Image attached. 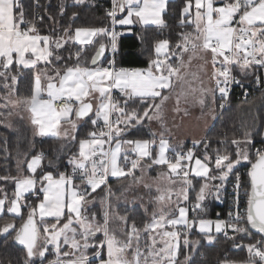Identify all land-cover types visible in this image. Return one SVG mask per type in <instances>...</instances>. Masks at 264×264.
Here are the masks:
<instances>
[{
	"label": "snow or ice",
	"instance_id": "1",
	"mask_svg": "<svg viewBox=\"0 0 264 264\" xmlns=\"http://www.w3.org/2000/svg\"><path fill=\"white\" fill-rule=\"evenodd\" d=\"M82 2L75 0L77 4ZM166 8L167 0H112L111 9L105 13L111 21V28L76 27L73 32L68 27L63 29L62 36L51 38L37 34L35 22L25 20L20 0H0V68L3 69L0 71V80L3 81L0 86L10 94L15 91L19 77L9 75L13 66L33 69L40 63L64 59L58 53L69 40L84 46L93 44L94 37L108 36L115 53L117 39L121 35L115 30L117 25L128 26L138 21L142 25L163 26L162 13ZM124 12L127 14L118 18V13ZM63 14L64 6L61 5L60 15ZM76 15L73 13V18ZM179 24L195 25V35L191 32L181 33L171 54H168L170 41H158L155 45L157 59H150L146 69H117L115 59L109 61L108 66H97L98 58L106 51V45L101 43L92 57L91 67L77 62L63 69H55L54 73L41 69L31 80L30 96L10 101L13 105H23L25 111L30 113L35 135L40 137H59L63 134L74 141L80 126L78 122L86 124L90 121L94 127L103 122L99 131L88 132L87 138L79 140L78 154H73L68 160L72 167L71 175L61 172L58 178H54L51 172H46L39 177L40 187L37 189L36 174L44 159L43 153H38L26 162L27 172L31 175H24L22 169H18L21 174L16 177H0L5 183L11 181L15 185L11 197L6 189L0 188V193H3L0 196V215L8 214L22 219L19 226L5 223L0 228V236H10L22 246L25 254L23 264H36L37 258L43 264L49 252H54L55 264H193V256L202 242L201 239L190 238L194 230L208 244H213L217 239L216 234L222 233L226 239L233 241L234 248L247 249L246 260L229 261L225 256L220 264H264V149L256 150L255 162H252L249 152L251 132L246 131L244 139L231 140V145L235 146L234 159L227 148L223 153L217 150L211 169L213 157L207 151L202 158L194 157L192 149L187 153L177 152L173 162L167 153L174 149L164 138L163 131L159 134L158 144L155 132L150 133L152 139H122L130 129L143 126L145 121L149 124L157 121L167 131L163 109L172 98L176 84L184 79L182 69L188 66L183 60L186 53L191 52L189 63L193 56L199 54H203L201 58L211 56V79L215 82V88H200L195 103L202 109L206 106L207 94H213L214 103L217 89L221 97L226 98L229 86L241 83L232 75L234 66H239L245 75L247 70L264 68V0H224L222 6H215V0H185ZM82 51L83 47L74 53L69 51L67 59L71 60L74 56L79 61ZM161 55H165L164 60L158 58ZM173 56L176 64L171 62ZM113 89L119 90L128 100H139L143 112L128 111L127 100L121 106L113 98ZM180 95L177 96V104ZM92 100H97V103L94 105ZM93 112L94 119L90 116ZM11 115L9 113L4 117L8 127H11ZM0 116L3 114L0 113ZM199 143L194 142L193 148ZM105 145H108L107 149ZM242 160L251 164L247 173L250 188L245 192L246 209L240 210L241 183L240 175L236 173V211H230L227 219H220L219 213L215 221L200 218L206 211L203 202L210 195L219 199L223 187L222 184L209 185L207 180L227 181ZM49 165L52 166L53 161L50 160ZM153 166H167L168 172H160L158 177L167 176L173 185L179 184L180 187L153 198L154 203H171L174 194L176 208L169 207L165 211L161 207L152 212L150 222L145 223L142 229L151 240L145 252L140 246L141 230L137 229L135 223L125 233L126 239L117 237L116 230L110 228V221L114 218L127 224V216L116 217L106 209L101 223L96 220L95 214L91 218L85 214V206L90 203L91 194L107 184L109 176L116 179L131 176L133 184H139ZM138 169L141 177L134 175ZM213 170L219 176L211 175ZM190 175L206 179L196 193L192 211L197 215L192 219H189V208L180 206L181 202L187 204L190 200L189 189L194 187ZM77 179L81 183L77 184ZM144 187L150 189L151 185L145 184ZM157 192H160L159 188ZM108 193L111 194L110 188ZM25 194L35 195L39 202L29 204ZM135 199L142 200V197ZM24 207L29 209L26 217L22 214ZM108 207L114 206L109 204ZM46 218L56 222L47 223ZM252 229L259 234V239L254 243H234L237 234H250ZM229 230L232 236L228 235ZM97 233H102L103 239H99ZM90 239L98 240V243H90ZM158 244L162 246L158 247ZM62 245H67L70 250L62 251ZM89 248L95 249L91 255L88 254ZM130 251L131 258L128 255ZM181 255L183 261L179 259Z\"/></svg>",
	"mask_w": 264,
	"mask_h": 264
},
{
	"label": "trees",
	"instance_id": "2",
	"mask_svg": "<svg viewBox=\"0 0 264 264\" xmlns=\"http://www.w3.org/2000/svg\"><path fill=\"white\" fill-rule=\"evenodd\" d=\"M184 2L185 0H168L167 8L162 15L164 20L163 26H143L135 24L121 33L117 39V49L114 53L115 65L135 68L147 67L149 60L155 57L154 49L156 43L164 39L170 41L169 51L172 53L177 41L180 40V34L193 31L192 25L186 24L181 26L179 24L180 11L184 6ZM20 3L25 12V20L30 22L34 21L37 33L49 35L51 38L62 36L64 34L63 29L68 27H71L73 30L76 27L111 28V21L105 16V13L107 10L111 9L112 0H83V2L79 4L75 3V0H38V4H35L34 0H20ZM61 5L64 6L63 15H60ZM35 10H39L40 12L38 18L34 17ZM73 13L77 14L74 18ZM49 17H54V19H50ZM101 43L106 45V51L97 65H103L109 56L108 49L111 47L110 38L108 36L95 37L93 44L84 46H80L69 40L64 49L58 53L62 55L64 59L59 61L53 59L51 63H47V66L53 69H63L66 65L72 66L78 62L82 66L91 67V57ZM81 47H83V51L79 61H77L74 56L71 60L67 59L69 51L74 53L81 50ZM12 69L14 74L19 77V83L15 89L16 96H30V83L34 77L33 69L21 67H14ZM121 101H123V99ZM127 110L143 112L139 100H127ZM0 113L5 115L7 112L6 110H0ZM79 125L75 133L76 139L73 141L71 138L64 139L60 137H40L38 135H31L29 128L25 127L23 124L10 129L4 126L2 118L0 117V177H16L20 175L18 169H22V171L25 172V163L27 160L38 153H43L44 159L41 167L37 170V177L44 175L46 172H51L54 177H58L61 172L70 175L72 173V167L68 164V160L73 154H78L79 140L87 138L88 132L96 131L97 129L90 121L86 124L81 122ZM246 131L252 133L250 137L252 143L249 149L253 162L255 160V155L251 153V151L257 144V140L263 136L262 133L264 132V92L245 101L240 100L234 94L231 96L225 108H218L215 119L208 128L206 138L197 150V155L203 157L205 151H207V153L213 157L211 168L214 166V157L217 154V150L223 153L227 148L228 151L233 153L234 159L235 146L231 145L230 142L233 138L237 139L241 136L243 137ZM150 133L149 124L145 121L143 126L130 129L128 134L122 137V139H152ZM225 141L228 143H223ZM5 147L7 149L6 151ZM50 160L53 161L52 166L49 165ZM249 165L250 163L247 161L245 164L236 166L234 171L244 170V168H247ZM217 173L218 172L213 170L211 175H216ZM247 173L248 172L244 173V180L249 188V177ZM231 175L232 173L230 176ZM123 179L127 181V178ZM190 179H192L194 187H190L191 197L188 206L189 211L192 210V206L195 203L196 193L200 185L205 181L202 178H193L192 176H190ZM117 180L108 181V185L100 187L91 194L89 199L94 198L96 201L87 210L85 209V214L89 216V218H91L93 214H95L97 219L102 218L97 202L105 196L106 190ZM216 183L221 184L222 181L216 180ZM0 188L6 189L8 195L11 197L14 190V183L11 181L5 183L0 180ZM0 196H3V193H0ZM26 197L29 204H36L38 201L35 195L28 194ZM219 200H225L222 191ZM203 203L206 211L201 214L200 218L217 219V213L220 214L219 217L224 215V209L218 208V200L214 197L207 198ZM123 209L125 210H122V213L127 210L129 211L126 215L128 217L127 225L131 227L132 224L135 223L137 229L142 232L144 224L148 221L146 216L147 209L143 210L139 205L132 206L131 208L125 207ZM28 210L27 207L22 208L24 217H26ZM90 210L91 212H88ZM93 210H95V212ZM193 214L194 217L197 215L195 212H193ZM36 219L39 221L37 216ZM64 219H66V217ZM9 222L19 226L22 223V219L8 214L0 215V228H2L5 223ZM45 222L55 223L56 221L53 219H46ZM42 230L43 226L41 225V232ZM12 235H14V233H12ZM216 235L217 239L215 242L213 244H208L197 231H193L190 238L201 239L202 241L199 250L193 256V264H220V262L225 259V256H227L229 261L246 260L248 255L246 248H234L232 240H228L225 236L219 234ZM237 235L238 238L234 241L235 244L254 243L259 239V234L253 230L250 231V234ZM97 237L102 239V233H97ZM90 242L98 243V240L91 239ZM66 246L67 245H62V251ZM94 251V248H89L88 254L91 255ZM24 255L23 248L17 247L10 236H0V262H2V264H23ZM55 258L54 252H49L46 254L43 264ZM179 259L183 260V255H181ZM36 264H41L39 258L36 259Z\"/></svg>",
	"mask_w": 264,
	"mask_h": 264
},
{
	"label": "rangeland",
	"instance_id": "3",
	"mask_svg": "<svg viewBox=\"0 0 264 264\" xmlns=\"http://www.w3.org/2000/svg\"><path fill=\"white\" fill-rule=\"evenodd\" d=\"M185 55L187 56V58L183 57V60H184V63L187 64L188 66L186 68L182 69V75L184 76V80H186V81L183 83V85L180 84V87H179V85H177L178 89L180 90V94L184 93V95L179 94L180 95L179 104L182 103L181 104L182 107L179 108L178 110H175L174 112L176 114L183 115V113L186 112L185 111L186 108H188V107H194L195 108L196 107L197 111L200 114H202L203 112H205L207 106L212 104L213 94L209 93L206 95V97H205L206 106L203 107V109H202L198 103H195V100L200 95V88L201 87L206 88V89L215 88V86L213 87V86L208 85V79H207V75H206L207 71L205 70V66H206L205 60L207 61V58L206 57L201 58V56L203 54H199L197 56H193L191 62L189 63V56L191 55V52L186 53ZM175 62L177 63L176 59H175ZM192 89H195L196 91L193 92ZM185 99L187 100V102H185ZM172 102L175 103V105H179V104H177V97L176 96L173 97ZM207 131H208V129L203 131L204 133L202 132L200 134L201 136L199 135L201 137V138L199 137L201 140L206 138ZM195 133H199V132L198 131L194 132L193 135ZM237 139H244V136L243 137L241 136ZM195 140H197V139H195ZM183 147H184V145H183ZM249 152H250V149H249ZM251 153H253V150L251 151ZM195 157L202 158L201 155H197ZM245 163H247V161L242 160L239 165L245 164ZM192 165L194 166V159L192 161ZM210 169H211V165H210ZM160 172L161 171H160L159 167L153 166L151 169H149L147 171L146 174H144L142 183L133 184V182H132L133 177H131V176L127 177V181H125L126 179L122 178V179H119L116 182H114V184L109 187L111 189V194H109L108 190H106L105 196L103 198H101L99 201L97 200L98 201L97 203L99 204V210H100V213L102 215V218H98V219L96 218V220L101 222V223L103 222V215H104V212L106 209L110 213H114L115 216H126L129 213V211L127 210L126 212L124 211L122 213V210H125L123 208H125V207L131 208L132 206H135V205L142 206V209H143V207H145L147 209L149 215H151L154 210L158 211L161 207H163L165 211H167L169 207L176 208V204H175L176 196L174 194L171 197V201H172L171 203H169L168 201H165L162 203H154L153 202V198L160 195L161 193H166L169 190H172L174 192L175 190H178L180 187L179 184L173 185L167 176L162 177V178L158 177L157 174ZM162 172L166 173V172H168V169L163 167ZM134 175L136 177H141L140 170L139 169L136 170ZM213 176H219V173H217L216 175H213ZM193 178H197V177H193ZM202 179L205 180L204 181V183H205L206 179L205 178H202ZM216 180L220 181L219 179H216ZM216 180L208 179L207 183H209V185H220L219 183H216ZM145 184L151 185V188L150 189L145 188L144 187ZM157 188L160 189V192H157ZM214 191H215V189H213V192ZM189 195H190V189H189ZM138 197H142V200L141 199H135ZM212 197L215 198L214 195L208 196V198H212ZM89 200H90V203H88L86 205V207H85L86 210L96 201V199H94V198L93 199L91 198ZM216 200H219V199H216ZM109 204L113 205L114 207L109 208L108 207ZM189 204H190L189 201L187 204H184L183 202H181L180 206H184V207L188 208ZM93 211L95 212V210H93ZM88 212H91V210ZM130 212H132V211H130ZM177 215H178V212H177ZM192 216H193V214H192ZM205 219H210V218H205ZM211 220L215 221L214 219H211ZM114 221H115L114 219H112L110 221V225H109L110 228L116 230L115 234L117 235V237H119L120 239H126L127 237H126L125 233L127 231H130L131 228L129 227L128 229H124L127 225V224L125 225V223H124L125 227H123V229H120V227L122 225L118 226L117 223ZM119 224H122V222ZM142 238H143L142 242L145 243V245H143V247H146V245H148V243H150V241H151L149 239V234L147 233ZM129 255H131V251L129 252ZM129 257L131 258V256H129ZM181 261H183V260H181Z\"/></svg>",
	"mask_w": 264,
	"mask_h": 264
},
{
	"label": "crops",
	"instance_id": "4",
	"mask_svg": "<svg viewBox=\"0 0 264 264\" xmlns=\"http://www.w3.org/2000/svg\"><path fill=\"white\" fill-rule=\"evenodd\" d=\"M167 2H168V0H167ZM193 2H194V0H193ZM223 3H224V0H215V6H222ZM163 13H162V15H163ZM126 14H127L126 12L118 13V18H123V16L126 15ZM193 16H194V9H193ZM236 19H238V17H236ZM134 20H135V18H134ZM135 24L142 25L141 23H139L137 21V22L133 23L132 25H128V26H119V25H117L116 26V28H117L116 30L119 31L120 33H123V32L126 31L127 28H129V27H131V26H133ZM149 25H151V24H149ZM143 26H147V25H143ZM154 26H158V25H154ZM192 26H193V31H191V33H193V35H195V31H194L195 25H192ZM73 32H74V30H73ZM37 34H39V33H37ZM40 35H46V34H40ZM154 53H155V49H154ZM168 54H171L169 49H168ZM158 58L160 60H164L165 59V55H161ZM184 58H187V56L184 55ZM206 58H207V63H206V66H205V70L207 71L206 75H207V79H208V85L214 87L215 86V82H214V80L211 79L212 72H213L211 56L208 55V56H206ZM153 59H157L156 53H155V57ZM175 59H176L175 56H173L172 59H171V62L173 64L176 63ZM97 66L103 67L102 65H97ZM14 67L15 66H13L12 68H14ZM147 67H144V68L124 67V68H126V69H128V68L129 69H146ZM12 68H11V70L9 72V75L14 74V71H13ZM16 68H20V67H16ZM21 68H23V67H21ZM41 69L47 70L49 73H54V70H55L53 68L48 67L47 63H40L37 68H33V71H34L33 75H35V73L37 71L41 70ZM0 71H3V69L0 68ZM185 81L186 80L183 79L182 81L178 82V84H176V87H175L174 92L172 94V98L170 100H168L167 103L164 105L163 122H164V124L166 126L167 131H165L163 128H161V125H160L159 122L153 121V122H151V124H149V122L147 121L148 124H149V127H150V131L157 133V135L155 137V139L157 141V144L159 143V139H160V135L159 134L163 131L164 132V138L168 140L169 144L176 151L182 149V146L185 145L188 142H195V141L197 142V141L201 140L200 139L201 138L200 134L203 131H205L206 129H208L212 125V123H213V121L215 119L216 112L218 110V106H217L218 101H217L216 96H215V94H216V91H215V93H214V96H215L214 103H213V96H212V104L207 106L205 112H203L202 114H200L197 111L196 107L195 108L194 107L186 108L185 109L186 112L183 113V115L176 114L174 111L179 109V108H181L182 107L181 106L182 103H180L179 105H175V103L172 102V99H173L174 96L177 97L180 94V90L178 89L177 85H179V87H180V84L183 85V83ZM2 83H3V81L0 80V84H2ZM9 83H11L10 80H9ZM112 95H113L114 100L118 101L121 106L124 105L125 99L128 100L117 89H113L112 90ZM17 98L18 97L16 96L15 91L10 94L8 90H6L2 86H0V110H6V112H7V113H5V115L0 116L2 118L3 124H4L5 127H8L7 126V121L4 120V117L8 116L9 113H13L11 115V117H10L11 127H8V128L11 129L12 127H17L18 125L23 124L25 127L29 128L31 135H35V130H34L35 128L30 122V113L25 111V108H24L23 105H13L10 102L11 100H15ZM120 99L121 100L123 99V101H121ZM92 103L95 105L97 103V100H92ZM210 109H211V111H210ZM90 116H92V118L94 119L95 118L94 112L91 113ZM72 118L75 119L74 115H73ZM113 119H115V116H113ZM80 123L81 122H78V124H80ZM65 126H67V125H65ZM102 126H103V122L100 123L99 126H97L96 131H99L100 127H102ZM197 131L199 133H195L193 135V133L197 132ZM48 137H52V136H48ZM59 137L60 138H64V139H69L70 138V137H68V138L64 137L63 134L60 135ZM195 139H197V140H195ZM104 147H105V149H107L108 145H105ZM30 159L31 158H29L28 160H30ZM146 163H150V161H146ZM157 167H159L160 171L162 172V166H157ZM163 167L167 168V166H163ZM24 171H25V172H23L24 175H31V173L27 172V163H25V170ZM58 177H54V178H58ZM36 178H37V181H38L36 187H37V189H39V187H40L39 177L36 176ZM110 180H117V179L116 178H112V177L109 176L108 181H110ZM108 181H107L106 185H108ZM75 182L77 184L81 183V181L79 179H77ZM102 186H104V185H102ZM14 187H15V185H14ZM89 191H91V190L89 189ZM25 195H28V194H25ZM42 198L43 197L41 195V199ZM38 202L39 201H37V203ZM141 208H142V206H141ZM145 209L146 208L143 207V210H145ZM192 214H193V212L191 213V215ZM146 216L148 218V221L146 223H149L150 220H151V215H149L148 211L146 212ZM193 216H194V214H193ZM116 217H118V216H116ZM189 217H190V211H189ZM37 218H39L38 214H37ZM46 219H52V218H46ZM114 220H115L114 222H116L118 226L122 225L120 227V229H123V227H125L126 224L124 225L123 221H120L118 218H114ZM121 222H122V224H119ZM129 227L130 226L126 225V227L124 229H128ZM168 230H171V229H168ZM146 234H147V232H143L142 231L141 232V236H140V246L145 252L147 251V248L143 247V245H145V243L142 242V239H143L142 237H144ZM102 239H103V237H102ZM148 244H151V241ZM157 246L160 247L162 245L158 244ZM69 250L70 249L68 248V246H66L63 251H69ZM105 252H106V249H105ZM129 256H131V255H129ZM54 260H56V258Z\"/></svg>",
	"mask_w": 264,
	"mask_h": 264
},
{
	"label": "built area",
	"instance_id": "5",
	"mask_svg": "<svg viewBox=\"0 0 264 264\" xmlns=\"http://www.w3.org/2000/svg\"><path fill=\"white\" fill-rule=\"evenodd\" d=\"M35 4H38V0H34ZM39 10H35L34 12V17L38 18L39 17ZM116 30V29H115ZM117 31V30H116ZM119 32V31H117ZM120 33V32H119ZM109 56L102 65L103 67L108 66L109 61L113 60L115 58V54L113 53L112 48L110 47L108 49ZM117 69L124 68L118 65H115ZM126 69V68H125ZM129 69V68H128ZM232 75L239 80L241 83H232L229 88H228V94L226 98H222L221 94L219 93L218 89L216 90V99L218 101V108L223 109L229 102L230 98L232 95H236L240 100H249L256 96L257 94L264 92V68H259V69H250L247 70V75L241 72L239 69V66H234L232 68ZM257 76L259 77V83L257 82ZM241 84L243 86H241ZM221 105H223L221 107ZM100 123H102L100 121ZM205 140V138L203 139ZM203 140H199V144L193 148L194 142H189L184 147L178 151H169L168 152V157L170 159L175 160V153L181 152V153H187L189 149L193 150L194 157L197 156V150L200 146V144L203 142ZM257 149H264V135L257 140V144L253 148V154L255 155V152ZM251 165V164H250ZM244 168V170H236L232 173V175L228 178L227 181L222 182L221 184L223 185L222 187V195L225 197V200H218V208L224 209V215L222 217H219L220 219H227L228 218V213L232 211L233 213L236 211L234 201L236 199L235 197V184H236V173H239L240 175V183L241 187L239 189L240 192V210L244 211L246 209V201H247V196L245 195L246 190H249L248 186L245 183L244 180V173L248 172L249 167ZM72 174V173H71ZM70 174V175H71ZM192 213V210L190 211ZM190 219L193 218L192 215L189 217ZM216 220V219H214ZM221 236H224L222 233L219 234ZM229 236L233 235V233L229 230L228 233ZM45 264H55V260L52 259L48 261Z\"/></svg>",
	"mask_w": 264,
	"mask_h": 264
},
{
	"label": "water",
	"instance_id": "6",
	"mask_svg": "<svg viewBox=\"0 0 264 264\" xmlns=\"http://www.w3.org/2000/svg\"><path fill=\"white\" fill-rule=\"evenodd\" d=\"M98 48H99V46L96 48V50H95L94 54L92 55V57L96 54V51L98 50ZM104 54H105V53H104ZM104 54L98 58L97 63L103 58ZM92 57H91V61H92ZM90 114H91V113H90ZM253 162H255V160H254ZM250 167H251V165H250ZM250 167H249V169H250ZM249 188H250V185H249ZM252 230L256 232L255 229H252ZM14 243H15V242H14ZM15 245H16L17 247L22 248V246L19 245V244H17V243H15Z\"/></svg>",
	"mask_w": 264,
	"mask_h": 264
}]
</instances>
